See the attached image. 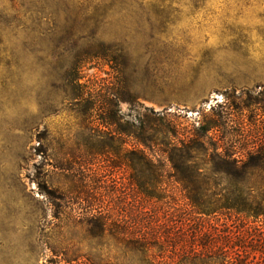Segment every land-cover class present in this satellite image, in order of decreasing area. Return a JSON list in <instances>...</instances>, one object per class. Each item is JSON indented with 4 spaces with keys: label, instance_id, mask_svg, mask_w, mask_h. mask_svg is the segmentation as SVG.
Segmentation results:
<instances>
[{
    "label": "rangeland",
    "instance_id": "1",
    "mask_svg": "<svg viewBox=\"0 0 264 264\" xmlns=\"http://www.w3.org/2000/svg\"><path fill=\"white\" fill-rule=\"evenodd\" d=\"M262 90L264 0H0V264L99 263L116 243L89 231L106 218L244 226L197 215L171 180L141 197L116 153L136 148L120 131L189 136Z\"/></svg>",
    "mask_w": 264,
    "mask_h": 264
},
{
    "label": "trees",
    "instance_id": "2",
    "mask_svg": "<svg viewBox=\"0 0 264 264\" xmlns=\"http://www.w3.org/2000/svg\"><path fill=\"white\" fill-rule=\"evenodd\" d=\"M237 101L227 99L211 108L210 119L189 136L179 138L168 127L161 141L160 131L144 126L135 133L120 131L122 144H127L123 137L133 135L136 148L116 156L120 165L133 172V185L141 197L160 201L171 180L197 215L234 217L245 225L129 229L106 218L102 229H90V237L116 244L108 243L103 259L92 264H264V120L258 119L264 115V90L248 103L242 98ZM245 111L252 115L246 120ZM150 112L148 122L163 121ZM235 113L240 114L236 121ZM162 159L168 161L169 172Z\"/></svg>",
    "mask_w": 264,
    "mask_h": 264
}]
</instances>
